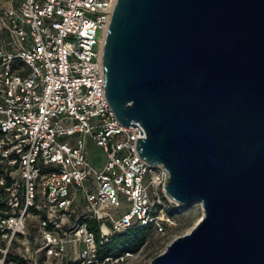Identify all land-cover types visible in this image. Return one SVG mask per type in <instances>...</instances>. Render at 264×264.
Wrapping results in <instances>:
<instances>
[{"label":"built area","instance_id":"obj_1","mask_svg":"<svg viewBox=\"0 0 264 264\" xmlns=\"http://www.w3.org/2000/svg\"><path fill=\"white\" fill-rule=\"evenodd\" d=\"M115 3L0 0V264H113L130 255L99 258L114 234L176 225L168 171L139 156L143 127L105 96Z\"/></svg>","mask_w":264,"mask_h":264},{"label":"water","instance_id":"obj_2","mask_svg":"<svg viewBox=\"0 0 264 264\" xmlns=\"http://www.w3.org/2000/svg\"><path fill=\"white\" fill-rule=\"evenodd\" d=\"M102 68L166 196L203 212L149 264H264V0H116Z\"/></svg>","mask_w":264,"mask_h":264},{"label":"rangeland","instance_id":"obj_3","mask_svg":"<svg viewBox=\"0 0 264 264\" xmlns=\"http://www.w3.org/2000/svg\"><path fill=\"white\" fill-rule=\"evenodd\" d=\"M90 160L97 166L103 161V153L95 146H90ZM202 213L200 204L180 205L179 210L174 215L176 225L168 227L166 233H157L150 230L147 239L141 248L127 255L123 260L113 264H149L158 254L162 253L167 245L178 235L189 232L198 221Z\"/></svg>","mask_w":264,"mask_h":264},{"label":"trees","instance_id":"obj_4","mask_svg":"<svg viewBox=\"0 0 264 264\" xmlns=\"http://www.w3.org/2000/svg\"><path fill=\"white\" fill-rule=\"evenodd\" d=\"M180 205L170 206L167 213L174 217ZM152 230V225H133L124 231L114 234L110 240L98 245L97 253L100 259L104 257H120L124 253H134L144 244L147 236ZM98 236V235H97Z\"/></svg>","mask_w":264,"mask_h":264},{"label":"bare ground","instance_id":"obj_5","mask_svg":"<svg viewBox=\"0 0 264 264\" xmlns=\"http://www.w3.org/2000/svg\"><path fill=\"white\" fill-rule=\"evenodd\" d=\"M202 214H203V212L201 213V215L198 217V219H197V220H199V219H200V217L202 216Z\"/></svg>","mask_w":264,"mask_h":264}]
</instances>
